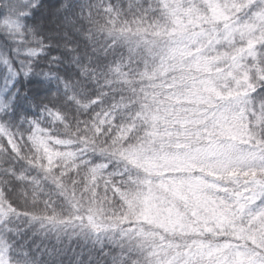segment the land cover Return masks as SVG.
<instances>
[{"label":"snow or ice","instance_id":"obj_1","mask_svg":"<svg viewBox=\"0 0 264 264\" xmlns=\"http://www.w3.org/2000/svg\"><path fill=\"white\" fill-rule=\"evenodd\" d=\"M0 264H264V0H0Z\"/></svg>","mask_w":264,"mask_h":264}]
</instances>
